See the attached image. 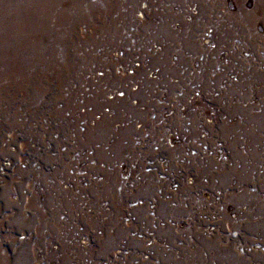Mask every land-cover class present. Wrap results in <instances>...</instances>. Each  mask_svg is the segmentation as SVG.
<instances>
[{
	"label": "rangeland",
	"instance_id": "obj_1",
	"mask_svg": "<svg viewBox=\"0 0 264 264\" xmlns=\"http://www.w3.org/2000/svg\"><path fill=\"white\" fill-rule=\"evenodd\" d=\"M0 264H264V0H0Z\"/></svg>",
	"mask_w": 264,
	"mask_h": 264
}]
</instances>
